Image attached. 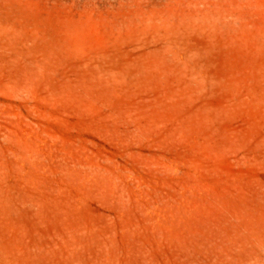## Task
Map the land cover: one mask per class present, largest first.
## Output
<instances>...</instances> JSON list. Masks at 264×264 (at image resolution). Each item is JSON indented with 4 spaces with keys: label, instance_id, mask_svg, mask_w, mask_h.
<instances>
[{
    "label": "rangeland",
    "instance_id": "374dc122",
    "mask_svg": "<svg viewBox=\"0 0 264 264\" xmlns=\"http://www.w3.org/2000/svg\"><path fill=\"white\" fill-rule=\"evenodd\" d=\"M0 264H264V0H0Z\"/></svg>",
    "mask_w": 264,
    "mask_h": 264
}]
</instances>
